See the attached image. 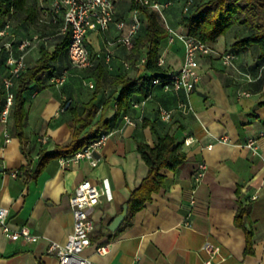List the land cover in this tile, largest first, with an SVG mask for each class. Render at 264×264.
Wrapping results in <instances>:
<instances>
[{
    "label": "crops",
    "instance_id": "0c3cea01",
    "mask_svg": "<svg viewBox=\"0 0 264 264\" xmlns=\"http://www.w3.org/2000/svg\"><path fill=\"white\" fill-rule=\"evenodd\" d=\"M112 2L115 20L125 21L124 29L110 25L106 34L110 45L97 30L87 34L94 68L100 64L104 72L96 100L99 108L118 95V76L142 73L139 60L145 55L144 48L129 53L119 44L131 21V11L128 0ZM171 8L164 14L167 26L177 34H186L181 18H171ZM233 41V35L220 36L208 44L213 54L197 58L201 78L193 92L166 91L155 85L147 97L134 96V101L142 105L126 113L133 124L125 125L120 116L114 117L115 108L110 106L104 119L109 120L112 135L95 154L96 167L85 160L61 166L58 160L49 158L36 172L39 152L50 153L70 141L73 113L80 114L93 94V88L88 87L93 80L89 73L69 70L67 84L61 88L49 86L45 78L30 83L23 93L24 153L14 135L11 112L5 123L0 122V208L7 210L12 229L26 225L38 240L10 241L0 230V264H59L46 248L49 242L64 245L72 232L68 198L83 180L105 191L92 211L95 229L90 246L83 252L93 264H204L207 256L202 248L207 242L220 248L215 264H264V82L255 79L247 83L222 65L218 55L232 50ZM161 47L164 73L178 70L184 55L180 41H165ZM38 52L35 48L27 53L26 67L35 63ZM256 54L239 51L235 55L237 70L255 76ZM4 56L0 55V82L7 76ZM66 63L63 57L53 63V68ZM239 92L249 96H239ZM5 93L3 88L1 100ZM67 98L72 105L63 110ZM159 109L170 113L168 122L159 117ZM167 134L182 139L186 161L173 171L161 170L164 185L160 191L152 193L131 217L127 211L115 233L110 232L108 225L146 175L147 167L136 145L153 146L158 136ZM42 136L46 138L44 144L38 141ZM248 139L257 141L254 150L247 147ZM201 164L204 169L198 178ZM239 205L247 206L243 228L234 224ZM246 230L252 234V245L251 252L244 254ZM97 247H106V253L97 254Z\"/></svg>",
    "mask_w": 264,
    "mask_h": 264
},
{
    "label": "trees",
    "instance_id": "16d2710c",
    "mask_svg": "<svg viewBox=\"0 0 264 264\" xmlns=\"http://www.w3.org/2000/svg\"><path fill=\"white\" fill-rule=\"evenodd\" d=\"M159 4L170 2L172 7L173 1L177 0H155ZM130 11L139 10V20L141 21L137 35L133 40V50L129 53L137 52L139 49H145V61L143 70L140 75L135 77H117L116 82L120 86L119 93L112 100L107 99L101 107L96 105L102 82L104 80L103 68L100 64L94 68V65L88 69L82 70L89 73L88 77L92 78L93 94L92 97L85 102L80 114L73 113L71 121V138L70 141L63 146L54 147L50 153L39 152V171L40 166L46 159L68 157L74 154L83 146L88 145L92 140L99 136L101 130L110 129L109 120L104 119L105 114L110 106L115 107L114 117L127 116L128 109L134 101V96L147 97L152 87V81L160 79L164 81L168 78V73H164L162 67L158 65L159 52L161 46L167 41L168 33L166 30V19L163 11L162 20L159 14L146 7L136 5L134 0H128ZM182 14H180L181 25L187 30L190 37L196 38L201 42L209 44L214 42L218 37L228 34L234 36L232 50L235 55L239 51L255 50L257 53V62L255 69L264 65V0H185L183 1ZM8 23L10 31L14 33L18 39L27 38V36L38 33L41 36H51L56 33L57 25L39 22V9L37 0H0V29ZM241 26L247 34L237 36L232 33L233 25ZM32 28V31L29 30ZM0 38V44H1ZM68 43V35H56L46 45L41 44L38 48L39 55L35 63L13 79L11 92L13 94V102L10 109L13 120V131L20 143V148L25 152L26 139L24 128L26 125V112L24 110L23 93L30 83H40L43 78L47 83L51 75L60 74L64 70H71L66 55V46ZM52 46L53 50L49 51L48 47ZM5 55L4 49H1L0 55ZM4 56V60H5ZM65 57L66 65L53 68V63ZM5 68V67H3ZM6 69V68H5ZM7 73V70H6ZM67 80V79H66ZM3 81V80H2ZM0 82V108L4 106V100H1L3 94V82ZM260 82H264V77L259 78ZM66 83V81H65ZM2 85V86H1ZM162 88L161 85H157ZM71 101L68 108L72 105V100L67 98L63 101V105L67 101ZM3 108V107H2ZM132 109V108H131ZM99 118L95 121V117ZM182 139L176 135L158 136L153 146L145 143L137 144V152L141 160L146 164L147 170L145 177L135 187L127 201V211L129 217L133 213L144 207L146 201L150 200L152 193L160 191L164 185V175L161 170L168 169L173 171L186 161L184 153L181 151ZM27 173V171H25ZM238 213L235 215L234 224L243 228L242 218L247 213V206L239 205ZM252 234L245 231L246 247L244 254L251 252Z\"/></svg>",
    "mask_w": 264,
    "mask_h": 264
},
{
    "label": "built area",
    "instance_id": "2783aa9c",
    "mask_svg": "<svg viewBox=\"0 0 264 264\" xmlns=\"http://www.w3.org/2000/svg\"><path fill=\"white\" fill-rule=\"evenodd\" d=\"M39 9V22L57 25V31L51 36H41L38 33L31 34L27 38L18 39L17 36L10 31V25L6 23L0 29V51L4 49L6 56L4 60V67L7 70V76L3 79V88L5 89V102L0 111V122L5 123L9 116L10 109L13 102V94L11 88L13 86V79L19 76L26 69V56L32 49L39 48L41 44L46 45V42L55 38L56 35H68V43L66 46V55L71 69L84 70L92 67V57L87 48L88 36L90 31H98L104 38L107 45H110L106 36L110 25L115 24L118 30H123L125 21H116V9L112 0H37ZM134 3L150 10L156 11L162 20L163 11L170 6V2L159 4L155 0H134ZM128 24L125 35L122 36L118 42L123 49L131 52L133 48V40L141 21L139 20V10L131 11V18ZM168 33L167 42L173 43L177 38L184 47L183 62L181 67L176 71H170L168 78L164 81L155 79L152 81V86L161 85L162 89L169 90H184L189 94L195 90L197 83L201 78L199 71L198 57L210 56L214 53L213 48L200 40L188 36V34H177L172 31L166 24ZM109 55V52H108ZM223 66L232 69L247 83L253 82L255 79L264 77V65L257 69V74L254 76L249 72L238 71L236 67V56L231 51H224L218 55ZM145 58L142 57L139 62L144 63ZM158 65H162L163 61L158 57ZM127 67H129L127 65ZM68 72L64 70L60 74L51 75L48 79V85L51 87H61L67 79ZM88 87L93 88L92 82H88ZM238 95L249 96L248 93L239 92ZM70 100L66 102L61 108L67 109ZM142 104L131 103V108L139 109ZM115 108V107H114ZM184 109H190L185 108ZM116 110V108H115ZM159 117L168 122L170 120V113L164 109H159ZM125 125L133 124V120L129 116H122L121 118ZM112 135L110 129L101 130L99 136L92 140L88 145L83 146L74 154L58 159L61 166L69 164H77L85 160L92 167L98 165V159L95 154L101 151L102 145ZM39 143L46 142L45 136L39 138ZM8 139L5 138V143ZM255 139L247 140V147L251 149L256 148ZM204 165L198 167L197 177H201ZM14 176V174H13ZM105 191L93 184L89 180L81 181L73 193L68 198L69 206L71 207L73 217V230L67 237L66 242L59 244L56 242H49L46 253L56 258L59 264H93L88 258L83 256L84 250L90 246V235L95 229V222L91 219L92 211L98 205L100 197ZM8 212L5 208H0V230L6 239L10 241H17L22 239L26 242H36L38 236L33 234L26 226H20L17 229H12L7 222ZM202 251L206 254L204 264H215L219 258L220 248L212 243H205ZM95 252L99 255L106 253V247H97Z\"/></svg>",
    "mask_w": 264,
    "mask_h": 264
},
{
    "label": "rangeland",
    "instance_id": "374dc122",
    "mask_svg": "<svg viewBox=\"0 0 264 264\" xmlns=\"http://www.w3.org/2000/svg\"><path fill=\"white\" fill-rule=\"evenodd\" d=\"M183 1H185V0H177V1H173V3H172V10H173V14H172V16H171V18L172 19H179L180 20V14H182V8H183ZM165 19H166V16H165ZM167 20V19H166ZM29 30L30 31H32V28H29ZM232 33H235V34H237V36L239 35V37L240 36H244V35H246L247 33L243 30V29H241V26H239L238 24L237 25H233V27H232ZM226 37L227 38H232V34H231V32H228V34H226ZM250 54H252V53H255V50L254 49H252L251 51H248ZM85 72V71H84ZM83 72V73H84ZM82 77H83V79L84 80H86L85 79V76H83L82 75ZM67 83H64V85L63 86H65ZM62 87V86H61ZM60 87V88H61Z\"/></svg>",
    "mask_w": 264,
    "mask_h": 264
},
{
    "label": "water",
    "instance_id": "95a60500",
    "mask_svg": "<svg viewBox=\"0 0 264 264\" xmlns=\"http://www.w3.org/2000/svg\"><path fill=\"white\" fill-rule=\"evenodd\" d=\"M127 213V205L125 204L121 213L116 216L113 221L108 225V230L110 232L115 233L119 225L122 223V221L125 219V215Z\"/></svg>",
    "mask_w": 264,
    "mask_h": 264
}]
</instances>
